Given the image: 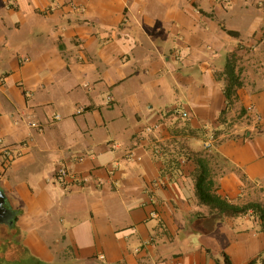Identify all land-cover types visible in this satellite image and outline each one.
<instances>
[{"label":"crops","instance_id":"1","mask_svg":"<svg viewBox=\"0 0 264 264\" xmlns=\"http://www.w3.org/2000/svg\"><path fill=\"white\" fill-rule=\"evenodd\" d=\"M197 156L264 206V0H0V264H264V221L201 203Z\"/></svg>","mask_w":264,"mask_h":264},{"label":"trees","instance_id":"2","mask_svg":"<svg viewBox=\"0 0 264 264\" xmlns=\"http://www.w3.org/2000/svg\"><path fill=\"white\" fill-rule=\"evenodd\" d=\"M230 33L234 34L235 32L230 31ZM226 69L230 81L226 86L225 91L228 99V105L230 106L236 95L235 86H240L241 82L232 63L228 64ZM196 163L198 164L196 193L201 203L208 205L212 210L216 209L221 215H245L249 211H253L258 214L262 221H264V206L260 202H249L244 205H238L230 202L228 199L222 197L214 191V181L211 177V172L207 162L203 158L197 156ZM225 260L226 264H232L227 256H225ZM255 263H257V260H253L250 264Z\"/></svg>","mask_w":264,"mask_h":264},{"label":"built area","instance_id":"3","mask_svg":"<svg viewBox=\"0 0 264 264\" xmlns=\"http://www.w3.org/2000/svg\"><path fill=\"white\" fill-rule=\"evenodd\" d=\"M187 115H188L187 112L183 113V116H187ZM32 126H37V124L32 123ZM214 141L215 138L213 136L209 137L205 142V147L207 149H210L213 146ZM5 152L8 156H12L13 154L12 150L7 149ZM55 177L56 180L67 189L68 188L71 189L74 185L82 184L85 181L84 176L68 168L65 165H62L58 168Z\"/></svg>","mask_w":264,"mask_h":264},{"label":"water","instance_id":"4","mask_svg":"<svg viewBox=\"0 0 264 264\" xmlns=\"http://www.w3.org/2000/svg\"><path fill=\"white\" fill-rule=\"evenodd\" d=\"M6 203V197L0 188V222L14 223L15 216Z\"/></svg>","mask_w":264,"mask_h":264}]
</instances>
